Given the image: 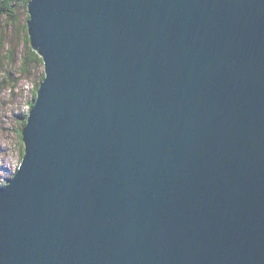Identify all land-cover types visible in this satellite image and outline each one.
I'll return each instance as SVG.
<instances>
[{
    "label": "water",
    "instance_id": "water-1",
    "mask_svg": "<svg viewBox=\"0 0 264 264\" xmlns=\"http://www.w3.org/2000/svg\"><path fill=\"white\" fill-rule=\"evenodd\" d=\"M28 12L45 78L0 264H264V0Z\"/></svg>",
    "mask_w": 264,
    "mask_h": 264
},
{
    "label": "rangeland",
    "instance_id": "rangeland-1",
    "mask_svg": "<svg viewBox=\"0 0 264 264\" xmlns=\"http://www.w3.org/2000/svg\"><path fill=\"white\" fill-rule=\"evenodd\" d=\"M29 1L30 0L27 1L25 7L26 10L21 14L22 18H25L26 15L29 16V19L31 18L28 12ZM18 25L19 23L16 24V26ZM3 28H5V32H4L5 37L8 38L9 40H12L14 37L13 34L17 33L16 29L11 32L8 28L6 27ZM28 29L29 28L27 27L25 30L27 36L28 34L30 35ZM27 36L23 39V43L29 42L30 49L40 56V54L33 49L31 44V39H28L29 37ZM20 52L21 54L14 56V60L17 59L19 60L20 63H23L24 61L23 56H26L27 52H24L25 54H23L22 47ZM6 62L7 59L4 60V64ZM28 64H29V69L24 71L22 74L17 72V74L19 75V80L18 83L15 85V87L17 88L18 86V89L20 90L15 89L14 95H12L13 93L10 89L4 90L0 86V184L7 183L8 178L12 177L16 172L17 166L19 162H21L20 149L21 152L22 150H24L25 152L23 132L27 123V117H23L24 116L23 113L27 112L28 114V112L32 108L29 107L30 105L28 104V101L30 100L32 101L33 94L35 91L34 86L36 84L40 86L41 83L39 82V79L42 76V73H44L42 72V70L45 71L44 64L42 67L40 66V68L36 66V64L33 63V61H28ZM3 75L5 74L3 73L2 68H0V84L4 79L6 80V78L3 77ZM7 82L9 84V88L12 87L11 82L10 81ZM36 91H37L36 94H38L39 87L37 88ZM36 100H37V95L35 101ZM34 104L35 102L33 103V105ZM21 124L23 126L22 128H20ZM24 154L25 153H23V156Z\"/></svg>",
    "mask_w": 264,
    "mask_h": 264
},
{
    "label": "trees",
    "instance_id": "trees-1",
    "mask_svg": "<svg viewBox=\"0 0 264 264\" xmlns=\"http://www.w3.org/2000/svg\"><path fill=\"white\" fill-rule=\"evenodd\" d=\"M28 0H0V68H2L3 77L6 78L4 79L0 86L4 89H10L12 91V95H14V90H20L15 87V85L18 83L19 80V75L17 72L22 74L24 71L29 69V64L28 61H33V63L36 64L40 68V66H43V59L40 57L37 53L33 52L30 49V44L28 43H23V39L27 36L25 30L27 28V21L29 20V16L26 15L25 18L21 17V14L26 10V4ZM22 2V4H21ZM23 5V6H22ZM19 23L18 26L16 24ZM6 24V25H5ZM8 28L11 32L16 29L17 33H14V37L12 40H9L8 38L5 37L4 32L5 28ZM29 37V35L27 36ZM30 39V38H28ZM29 41V40H28ZM23 44V45H22ZM21 47H22V52H27L26 56H23L24 61L23 63H20L19 60L15 59V55L21 54ZM7 59V62L4 64V60ZM25 62V63H24ZM43 69V68H42ZM6 71V73H5ZM16 71V72H15ZM11 72V73H10ZM14 72V73H13ZM42 77H40L39 82L41 83L45 77V71L42 70ZM7 81H10L12 84V87L9 88V84ZM37 86L35 87V91L33 94L32 101L30 100L28 104L30 105L29 107L31 108L33 106V103L35 102L36 99V93H37ZM16 93V91H15ZM23 117H27V112L23 113ZM22 124L21 127L22 128ZM24 150L20 149V154L21 158L20 161H22ZM21 162H19L17 168L19 167ZM17 170V169H16ZM6 184V183H5ZM2 184V185H5Z\"/></svg>",
    "mask_w": 264,
    "mask_h": 264
},
{
    "label": "bare ground",
    "instance_id": "bare-ground-1",
    "mask_svg": "<svg viewBox=\"0 0 264 264\" xmlns=\"http://www.w3.org/2000/svg\"><path fill=\"white\" fill-rule=\"evenodd\" d=\"M28 27V26H27ZM29 30V29H28ZM29 35V34H28ZM29 38L31 39V36L29 35ZM16 72V71H15ZM5 73H6V71H5ZM11 73V72H10ZM14 73V72H13ZM42 77V76H41ZM45 78V77H44ZM33 81V80H32ZM35 83V82H34ZM37 85H35L34 87H36ZM39 88L41 87V86H38ZM37 96H38V94H37ZM29 102V101H28Z\"/></svg>",
    "mask_w": 264,
    "mask_h": 264
}]
</instances>
